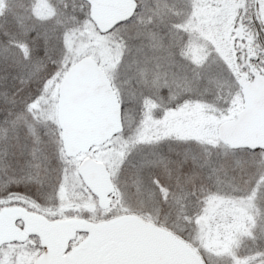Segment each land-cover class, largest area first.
Wrapping results in <instances>:
<instances>
[{
  "label": "snow or ice",
  "instance_id": "1",
  "mask_svg": "<svg viewBox=\"0 0 264 264\" xmlns=\"http://www.w3.org/2000/svg\"><path fill=\"white\" fill-rule=\"evenodd\" d=\"M0 264H264V0H0Z\"/></svg>",
  "mask_w": 264,
  "mask_h": 264
}]
</instances>
